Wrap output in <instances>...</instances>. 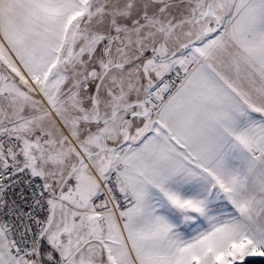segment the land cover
<instances>
[{
    "label": "snow or ice",
    "instance_id": "6c2138e0",
    "mask_svg": "<svg viewBox=\"0 0 264 264\" xmlns=\"http://www.w3.org/2000/svg\"><path fill=\"white\" fill-rule=\"evenodd\" d=\"M0 264H264V0H0Z\"/></svg>",
    "mask_w": 264,
    "mask_h": 264
}]
</instances>
